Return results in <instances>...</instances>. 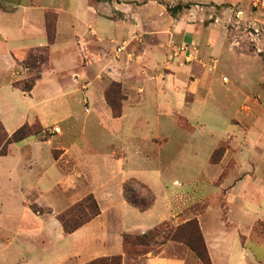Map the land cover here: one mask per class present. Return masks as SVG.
<instances>
[{"label":"rangeland","instance_id":"1","mask_svg":"<svg viewBox=\"0 0 264 264\" xmlns=\"http://www.w3.org/2000/svg\"><path fill=\"white\" fill-rule=\"evenodd\" d=\"M2 1L0 0V10L4 8ZM146 1L148 0L109 2L19 0L21 7L13 11V17L3 13L0 21L5 25L16 26L22 20L24 14L22 11L25 7L33 9L29 18L41 17L42 8H47L48 23L57 20L56 46H49L48 61L42 65L43 67L40 66L41 84L45 85V91H41L40 88L32 93L31 97L26 96L25 101L36 103L40 98L45 99L46 94L50 97L43 110L50 113L48 122H57L63 132L59 137H54L48 147L65 145L72 151L77 149L82 151V157L85 156L92 161L89 173L93 174L97 181L102 178L110 179V187L118 186L119 179L127 178L123 187L127 184L128 190L125 194L123 188V194L124 197L126 195L128 202L127 197L131 196L137 200L143 199L145 202L150 201L151 195L154 196L155 202L152 207L150 206L146 212L141 211L137 206V209L131 208L133 210L128 214L127 220L128 233L138 237L154 229L156 224H162L159 232L155 233L156 237L151 236L148 240L150 248L157 250L166 229L193 219L195 215L203 222L209 219L216 229L222 212L219 204L221 206L224 204L220 184L223 181L227 184L232 182L235 172L230 173L236 164L234 157L236 153L240 152L239 170L246 171L251 165L256 170L258 181L253 182L248 178L249 174L246 175L248 190L254 192L255 189L258 191L264 189V0H156L165 9L167 14L163 12V17L166 16L170 24L164 29L170 39L163 46L170 49V52L165 53L172 67L168 68L170 74L165 73L163 78L168 81L167 85L172 83L177 87L179 96L176 92L168 91L165 95H158L152 85L157 82L152 81L151 84L147 81L150 76L144 75L141 81L145 85L149 83L146 91L137 94L136 88L133 87L131 93L140 102L145 95L144 104L141 107H127L122 118H114L109 113L108 116L101 115L91 102H83L81 91L62 96L64 91L59 87L74 86L70 80L72 72L80 73L83 66L95 63L103 56L102 53L90 51L89 39H86L85 44L89 53L87 64L82 60L80 63L81 54L78 53V46V50L73 48L72 34L79 33L80 30L87 31L88 7L95 6L100 13L107 14L110 20L134 24L131 35L123 41L119 36L120 29L113 25L101 24V33L107 44L105 56L107 60L115 63L111 62V66L107 65L103 68V73L107 74L106 70H108L117 74L119 72L117 62L121 60L122 54L128 57L127 54H131L136 48L142 51L147 43L152 41L150 30L146 27L141 28V24L138 23V12H135L138 10L135 6ZM177 4L182 6L188 4L189 7H183L176 13L168 10ZM133 9L137 10L133 11ZM40 35L45 36L41 30ZM38 36L37 28L30 30L27 23L20 34L13 31V42H15L13 45L23 47L26 45L25 39H30L29 37H34V42H37ZM44 43L46 46L47 39ZM37 45L33 43L29 46L31 48ZM119 46L123 47L121 51H117ZM111 47L114 49L112 50ZM186 57L190 59L187 60ZM158 58L156 63L160 64L163 59L161 56ZM48 62L50 67H47ZM19 63L17 69L27 70L28 73L26 78L20 79L34 75L33 70L26 69L22 62ZM164 69L166 68L160 70ZM161 80L163 79L159 80V84L164 83ZM192 80H194L192 84L199 87L195 95L186 92V85ZM115 82L121 85V89L113 97L124 95L126 100L119 80H111L105 88ZM157 100L168 103L172 109H160ZM23 104V100L15 97L13 114L26 110ZM3 109L5 110V108L1 110ZM63 110H69L70 112H67L71 116L63 118ZM4 115L1 113L0 116L5 118ZM15 118L14 116L13 121H5L4 125L8 132L12 133L20 126H17L18 120ZM38 121L35 120L31 124ZM253 127L257 132H263L261 141L251 139L249 133ZM55 128L43 127L38 136L46 139L55 132ZM109 129L118 130V135L111 136ZM109 143H113L117 148L123 144L124 154L120 157L112 156ZM9 148L12 155L0 157V213L11 212L13 222L8 217L4 221L3 216L0 215V224L12 228L21 223L24 227H29L33 225L30 211L32 205H36L41 210L40 213L52 212L51 207L37 204L41 198L39 189L49 190L50 187L36 188L33 173L28 176L22 174L20 179L14 178L13 143ZM60 152L61 150H53L55 160L60 156ZM227 152L229 158L222 161ZM6 166L11 167L8 176H5ZM95 166L98 167L99 172L94 171ZM60 167L65 182L52 188L45 198L51 200V197L57 195L61 199H69L78 194L81 200L92 194L89 192L88 176L78 171V166L72 160L60 162ZM20 172L21 169H17V174ZM73 175L77 177L74 181L73 178L70 181ZM237 175L238 172L236 178ZM174 180L178 182L173 183ZM256 198L259 201L261 197L258 194ZM63 204L67 203L64 201ZM61 206L64 205H55L57 208ZM172 212L177 215L170 219ZM255 213L258 218L264 217V209L259 208L254 202L250 203L248 210L238 207L233 212L236 217L242 219V229L247 226L249 218L256 215ZM163 219L169 220L160 223ZM141 229L146 231L140 232ZM253 231L255 235L264 239V221L257 220L253 225ZM172 242L184 245L198 264H204L188 246L181 242ZM90 251L89 248L81 251V256L73 258L68 264L88 260L86 258L90 256L88 253ZM84 252L87 254H82ZM148 254L156 253L151 251L133 257L126 255L122 264H147L145 258Z\"/></svg>","mask_w":264,"mask_h":264},{"label":"crops","instance_id":"2","mask_svg":"<svg viewBox=\"0 0 264 264\" xmlns=\"http://www.w3.org/2000/svg\"><path fill=\"white\" fill-rule=\"evenodd\" d=\"M2 5L4 8L0 10V16H3V13H6L10 14V17H13V11L21 7L19 0H3ZM135 7L138 10L133 9V11L137 10L135 12H138V23L141 24V28L146 27L150 30L149 32L152 41L148 42L142 51H138L136 48L132 50L131 54H127L128 57H125L122 54L121 60L117 62L119 65V72L117 74H113L112 71L108 70H106L107 74L103 73V68L110 65L112 61L107 60L105 56L107 44L101 33V24L113 25L120 29L119 36L121 41L131 35V32L134 29V24L125 22L119 23L110 20L107 18V14L100 13L95 6L88 7L90 10L87 9L86 14V19L88 20L87 31L84 32V30H80L79 33L72 34V41L74 42L73 48L78 50L75 42V37L78 36L85 40L89 39L88 47L90 51L99 54L102 53L103 56L97 62L83 66L80 73L72 72V74H70V80L74 86L71 85L68 88L59 87V89L64 91L61 94L62 96L72 95L77 91H81L83 102H91L98 113L108 116V113L111 114V110L104 100L103 92L107 83L111 80H119L122 83L123 91L126 95L122 114L119 118H122V116L125 115V109L127 107H141L144 104L146 98L145 95L141 102L139 99H135L131 95L133 87L136 88L135 92L137 94H143L146 91L149 83L145 85L141 81L144 75L150 76V79H147V81L151 84L152 81L157 82L155 85H152L154 86L153 90L158 93V95H165L168 91L172 93L176 92L177 96H179L177 87L172 83L167 85L166 83H168V81L165 80L166 78H163L165 73H169L168 68L172 67L171 62L168 60L165 53L166 51L170 52V49L163 46L170 39L164 30L170 26L167 17H163V12L166 13V11L156 0H148ZM46 9L47 8H42L41 17H34L32 19L29 18V16L30 11L33 9L31 7H25L24 11H22V13H24L22 15V20L19 24H16V26H13V24L5 25L0 21V45L2 46L0 47V115L1 113L5 114V118L0 116V122L4 125L5 121H13L12 119L15 116V120H18L17 126H21L24 123L31 124L35 120H39L44 128L51 126L58 129L57 133L54 132L46 139L33 135L20 142L13 143V148H15V151H13V177L20 179L19 177L22 174L28 176L30 173H33L35 178L34 186L36 188L39 189L41 186L50 187L49 190L39 189L41 198H39L37 204L40 206L51 207L52 212L35 213L24 202L32 213V226L24 227L20 223L19 226L10 228L0 224V264H68L73 258L81 256V251H84L87 248L91 249V251L88 252L90 253V256L86 258L88 260L78 261L75 264H84L94 258L112 256L119 252V254L123 256V259H125L126 255L123 253L122 235L128 233L127 216L131 210H133L131 208H136V206L130 204L126 200L123 194V183L127 178L119 179L118 186H114L115 188L110 187V179L102 178L100 181H97L96 177L89 173L92 161L85 156L82 157V151L78 149L72 151L70 147L65 145L47 146L52 142L54 137H59L63 132L62 128L56 124L57 122H48L50 113L43 110L50 97L46 94L44 96L45 99L40 98V101L38 100L36 103H27L25 101L26 96L31 97L32 93L34 94L36 90L41 88V91H45V85L41 84L42 68L40 77L36 79L35 85L29 93H25L13 86L14 81L28 76L27 70L19 71L17 69V66L20 64L19 62H22L27 57L31 48L35 49L44 46L45 44L44 41L47 38L45 33L44 12ZM35 18L37 20H35ZM27 23L30 30H32V28H37L39 31V36L36 38L38 39L37 42H34V37H29L30 39H25V46L21 47L17 44L13 45V43H15L13 42V31H17L18 34H20L27 26ZM176 26H178V24ZM40 30L45 36L40 35ZM26 41L29 43L27 44ZM33 43H37L38 45L30 48L29 45ZM55 46L56 39L51 47ZM113 49L114 48H112V50ZM160 56L163 60L158 64L156 63V60H158V57ZM180 58L183 59L182 55H180ZM186 59L189 60L190 58L186 57ZM81 60L82 58L80 56V63ZM47 67H50L49 62ZM159 67L160 69H166L160 70ZM161 78L163 79L161 81H164L163 84L158 83ZM190 82L191 83L186 85V92L195 95L199 87L192 84L194 83V80ZM66 89L67 91H65ZM13 97L23 100V106H26V110L23 109L13 114ZM157 102H159L158 107L160 109H172L168 103L165 104L163 101L161 103L159 100H157ZM2 108H5V110L3 109L4 112L1 110ZM27 110H29V112ZM67 111L70 112L69 110L62 111L63 118L65 119L71 116ZM109 132L113 137L117 136L119 133L118 130L115 129H109ZM8 133H11V131ZM249 134L251 135V139L254 138V140L259 141L263 139V132H257L254 127L251 128ZM108 147L111 149L112 156L120 157L124 154L123 144L117 148L113 146V143H109ZM53 150H61L59 154L60 156L57 160L53 157ZM239 153L234 155L236 164L230 173L234 174L235 172L236 176V172H238L237 178L233 176V180L230 184L223 181L220 184L222 189L218 187L221 189L220 192L224 204L223 206L219 204L222 212L219 215L216 229L213 228L214 225H211L209 219L203 222L198 219V216H194L200 224L212 264H264V239L255 235L253 231L254 223L257 220L264 221V217L258 218L257 213H255L256 215L249 218L247 226L245 225L246 227L242 229V219L233 214L234 209L238 207L242 210H248V207L252 202L257 203L259 208L264 209V204H262L264 201V189L263 191L255 189L254 192H251L248 190L249 187L246 185L247 183L245 181L247 179L246 175L248 174V178L253 182L258 181L256 170L254 169L255 167L253 168L251 165L246 171L239 170L238 168L241 166V161L238 159ZM10 155H12V151L9 148V153L5 156ZM227 156L228 152L224 155L222 161L229 158ZM120 159L121 158H119V160ZM65 160H72V162L78 166V171L85 173L88 176L89 192L94 195L101 211L98 216L70 234L64 233L60 222L56 218V214L67 208L70 204L78 201V194L69 199H61L54 194V197H51V200L45 198V195L51 192L52 188L65 182V176L60 167V162ZM5 169H7L5 176L10 175L8 172H11V167L6 166ZM17 169H21L20 174H17ZM94 171L99 172L98 167H96ZM75 177L77 176L71 177L70 181L72 178L74 181ZM54 182L55 184H53ZM177 182V180L173 181V183ZM38 189L35 190L38 191ZM258 194L261 197L259 201L256 198V195ZM64 201L67 204H63ZM57 204L64 206L57 208L55 207ZM146 211L147 209L144 210V212ZM244 214L246 215L245 212ZM0 215L3 216L2 218L4 221L7 217L10 218L11 221L13 219V215L9 211L1 212ZM176 215L177 213L172 212L170 219L175 218ZM165 220L169 219H163L160 223ZM144 231L146 230H140V232ZM185 248L186 247L182 244L169 241L163 246L158 254H148L145 258L146 263L198 264L191 252L187 251ZM82 254H87V252Z\"/></svg>","mask_w":264,"mask_h":264},{"label":"trees","instance_id":"3","mask_svg":"<svg viewBox=\"0 0 264 264\" xmlns=\"http://www.w3.org/2000/svg\"><path fill=\"white\" fill-rule=\"evenodd\" d=\"M111 1V0H101ZM183 7H189V5L177 4L170 7L169 10L172 13L180 11ZM47 10L44 12L45 20V33L47 38V45L31 49L27 57L22 61L26 69L33 70L34 75L27 79H19L13 82V86L22 90L25 93H29L35 85L36 79L40 77V66L48 61L49 46L54 44L56 39V21L48 23ZM57 16V14H56ZM75 42L79 48L83 63H88L89 53L86 49V40L78 36L75 37ZM92 59H90L91 61ZM110 87V88H109ZM121 85L114 83L107 86L104 90V99L111 110V114L114 118L121 116L123 110V104L125 96L113 97L119 93ZM43 130V126L38 121L34 124L24 123L12 133H8L4 125L0 122V156H5L9 153V146L12 143L20 142L29 136H38ZM217 150L213 152V156ZM124 192L128 190L127 184L124 185ZM126 197V195H125ZM129 202L137 206L141 211L148 209L153 205L154 196L151 195L149 202H145L143 199H136L133 196L127 197ZM32 210L36 213H40V209L36 205L31 206ZM100 207L93 194H89L83 199L75 202L70 207L61 211L57 215L63 231L65 234H70L98 216L100 214ZM162 224H158L148 231V233L141 236H134L130 233H124L122 235L123 253L127 256L145 255L148 252L154 251L158 254L161 251V247L166 244L167 241H177L188 246L194 254L204 263L212 264L208 249L205 243V239L200 227V224L196 218L190 219L180 225H176L174 228L166 229V233L161 237V240L157 246V250H153L149 246V238L155 236V234ZM159 232V231H158ZM157 232V233H158ZM151 239V238H150ZM123 256L116 254L112 256H102L94 258L84 264H122Z\"/></svg>","mask_w":264,"mask_h":264},{"label":"built area","instance_id":"4","mask_svg":"<svg viewBox=\"0 0 264 264\" xmlns=\"http://www.w3.org/2000/svg\"><path fill=\"white\" fill-rule=\"evenodd\" d=\"M122 49H123V47H122V46H119V47L117 48V51H121ZM54 131H55V132H58V129L55 128Z\"/></svg>","mask_w":264,"mask_h":264}]
</instances>
